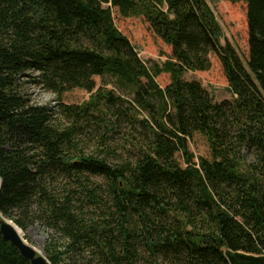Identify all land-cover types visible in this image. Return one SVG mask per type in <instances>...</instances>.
I'll use <instances>...</instances> for the list:
<instances>
[{
	"label": "trees",
	"instance_id": "1",
	"mask_svg": "<svg viewBox=\"0 0 264 264\" xmlns=\"http://www.w3.org/2000/svg\"><path fill=\"white\" fill-rule=\"evenodd\" d=\"M245 1L246 63L208 0H0V213L46 229L51 264H264V0ZM115 12L144 17L167 59L149 66ZM212 54L233 100L184 78ZM105 74L134 99L102 90ZM26 75L94 93L35 104ZM0 264H31L1 232Z\"/></svg>",
	"mask_w": 264,
	"mask_h": 264
},
{
	"label": "rangeland",
	"instance_id": "2",
	"mask_svg": "<svg viewBox=\"0 0 264 264\" xmlns=\"http://www.w3.org/2000/svg\"><path fill=\"white\" fill-rule=\"evenodd\" d=\"M210 6L214 10L216 17L222 28V43L229 41L238 51L243 62L246 63L249 57L248 43V24H247V4L245 0H208ZM116 26L132 41L139 52V55L144 59L149 66L154 62H162L171 54V47L166 44L154 31L142 16H133L124 18L114 13ZM212 66L204 71H188L184 78L187 80H197L208 90L210 96L215 101L233 100L234 95L229 88L228 79L225 71L216 54L211 55ZM36 75V73H31ZM25 83V88L29 93L32 102L35 104H48L56 107L61 101L67 104H80L87 101L91 97V93L85 89L74 88L63 92L61 96L45 90L40 83L30 81L32 77H22ZM98 86L102 90H110L116 96L123 99L132 100L135 97L133 87L121 82L118 76L105 74L104 76L95 77ZM157 82L160 87L164 88L170 82V75L162 73L157 77ZM96 90V89H95ZM146 112L141 114V117ZM63 121V120H62ZM126 129H121L125 132ZM143 129L140 126L133 130V134L137 136L143 135ZM118 137H120L118 135ZM190 151L194 153L196 159L199 157L211 158V148L207 138L195 133L189 140ZM20 228V227H19ZM24 239L35 249L41 252L46 257L45 248L50 239V233L39 224H34L23 230Z\"/></svg>",
	"mask_w": 264,
	"mask_h": 264
},
{
	"label": "water",
	"instance_id": "3",
	"mask_svg": "<svg viewBox=\"0 0 264 264\" xmlns=\"http://www.w3.org/2000/svg\"><path fill=\"white\" fill-rule=\"evenodd\" d=\"M0 232L31 264H51L47 257L30 245L18 230V226L0 213Z\"/></svg>",
	"mask_w": 264,
	"mask_h": 264
},
{
	"label": "bare ground",
	"instance_id": "4",
	"mask_svg": "<svg viewBox=\"0 0 264 264\" xmlns=\"http://www.w3.org/2000/svg\"><path fill=\"white\" fill-rule=\"evenodd\" d=\"M18 230L21 233V235L24 236L23 231L21 230V228L18 227Z\"/></svg>",
	"mask_w": 264,
	"mask_h": 264
}]
</instances>
